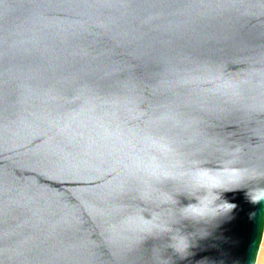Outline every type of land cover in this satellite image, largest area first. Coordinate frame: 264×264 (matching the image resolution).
<instances>
[{
	"label": "water",
	"instance_id": "95a60500",
	"mask_svg": "<svg viewBox=\"0 0 264 264\" xmlns=\"http://www.w3.org/2000/svg\"><path fill=\"white\" fill-rule=\"evenodd\" d=\"M256 188L264 0H0V264H256Z\"/></svg>",
	"mask_w": 264,
	"mask_h": 264
},
{
	"label": "clouds",
	"instance_id": "9594fccd",
	"mask_svg": "<svg viewBox=\"0 0 264 264\" xmlns=\"http://www.w3.org/2000/svg\"><path fill=\"white\" fill-rule=\"evenodd\" d=\"M219 184V182H214L211 187H217ZM247 198L252 202V203H257L260 202L262 200H264V188H256V189H252L250 190L248 193H246ZM213 200L216 199V197L212 198ZM204 200L208 201L207 203H204L203 201H201V205L200 207H196L193 204H189L187 206V208L185 209V211L194 213L196 215H200V216H205L208 215L210 213H215L218 209H224V210H235V205L230 203V202H225L221 205H217L216 207H212L209 208V204L212 203L211 200L208 199L207 195H205ZM207 237H202V239H205ZM172 247L175 251L180 252V251H185L188 250L192 247L198 246V242L197 245H193L185 235H177V236H173L172 238Z\"/></svg>",
	"mask_w": 264,
	"mask_h": 264
},
{
	"label": "rangeland",
	"instance_id": "374dc122",
	"mask_svg": "<svg viewBox=\"0 0 264 264\" xmlns=\"http://www.w3.org/2000/svg\"><path fill=\"white\" fill-rule=\"evenodd\" d=\"M256 264H264V232H263V238L261 241L259 253L257 256Z\"/></svg>",
	"mask_w": 264,
	"mask_h": 264
}]
</instances>
